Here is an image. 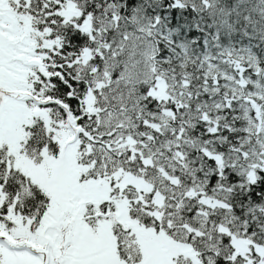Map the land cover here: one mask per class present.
Wrapping results in <instances>:
<instances>
[{"label":"snow or ice","instance_id":"snow-or-ice-1","mask_svg":"<svg viewBox=\"0 0 264 264\" xmlns=\"http://www.w3.org/2000/svg\"><path fill=\"white\" fill-rule=\"evenodd\" d=\"M0 264H264V0H0Z\"/></svg>","mask_w":264,"mask_h":264}]
</instances>
